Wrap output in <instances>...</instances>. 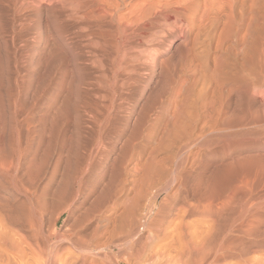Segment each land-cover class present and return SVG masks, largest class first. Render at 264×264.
Returning a JSON list of instances; mask_svg holds the SVG:
<instances>
[{
	"label": "bare ground",
	"instance_id": "bare-ground-1",
	"mask_svg": "<svg viewBox=\"0 0 264 264\" xmlns=\"http://www.w3.org/2000/svg\"><path fill=\"white\" fill-rule=\"evenodd\" d=\"M11 1L19 16L29 11L35 14L26 25L35 34L33 41L40 39L34 47L59 50V46L49 44L55 36L66 49H71L74 42L65 31L66 21H71L87 33L88 42L83 46L89 48L98 63L105 57L113 60V54L119 50L126 51L127 35L141 30L152 31V49L162 46L147 55L149 65L160 70L167 65L160 58L165 40L187 42L182 66L185 72L193 71L194 83L191 87L184 86L188 82L185 78L180 87L193 91L199 86V93L191 102L181 99L178 103L181 108L168 114L169 127L161 131L140 127L125 139L131 151L139 143L135 162L129 169L125 166L128 170L120 162L114 178L101 179L83 212L97 214L95 230L99 237L105 238L99 246L92 247L79 240L75 242L66 237L67 232L56 229L61 215L70 212L69 205L80 191L73 193L71 201L62 207L70 181L64 179L53 191L52 179L63 154L66 162L80 159L77 146L61 143L49 170L50 154L55 148L43 143L44 138L49 139L45 125L37 126L39 134L32 142L29 138L32 132L27 129L32 123L29 118L25 122L26 142L22 143L20 135V116L26 118L33 112L34 116L41 115L39 121L46 123V115L32 110L34 103L29 107L17 106V95L13 93L12 110L6 119L0 92V264H87L91 261L87 262L86 255H94L104 247L110 251L108 255L104 252V258L99 256L103 259L102 262L98 258L100 264H106L107 259L112 264H264V207L257 203L243 206L236 197L243 190L250 201L255 200L257 195L252 191L264 180V175L261 176L264 163L259 157L249 154L243 157L239 152L240 158L238 155L214 166L205 159L214 154L202 153L222 138L211 137L213 132L222 134L235 125L231 116L239 117L236 125L245 123V112L259 99V90L264 86V25L260 28L259 0H245L243 22L238 23L234 0ZM235 24L237 31L233 28ZM229 45L243 51V61L237 65L241 81L238 94L244 103L239 106L236 103L235 113L240 115L228 111L220 100L217 103L209 92L219 90L222 82L219 72L224 64L220 56L230 49ZM65 85V79L57 82L47 104L57 115H63ZM188 106L192 107L190 111ZM56 116L51 118L52 122ZM21 150L29 153L24 163ZM91 189L94 191V186L83 194V201L90 197Z\"/></svg>",
	"mask_w": 264,
	"mask_h": 264
},
{
	"label": "rangeland",
	"instance_id": "rangeland-1",
	"mask_svg": "<svg viewBox=\"0 0 264 264\" xmlns=\"http://www.w3.org/2000/svg\"><path fill=\"white\" fill-rule=\"evenodd\" d=\"M0 1V92L2 93V112L3 114L5 113L4 117H7L12 110L11 97L13 93L17 95V106L21 104L29 107L34 103L35 105L33 106L34 108L32 107V110H38L46 115V123L39 121L41 115L34 116L33 112L27 115L26 118L20 116V135L22 143L26 142L25 135L27 134V129H29L32 132L29 138L31 141H34L37 139V134H39L37 131L40 123L41 125H45V131L49 139L44 138L43 143H48L49 146L55 148L50 154L49 170L54 166L57 156L56 149L61 143H65L70 147L77 146L80 159L75 161L72 158V162H66L65 154H63L64 156L60 160L56 174L52 179L51 189L53 191L63 184L64 179L67 182L70 181L62 207L71 201L73 193L79 190L81 194V196L80 194L75 196L69 205L70 212H64L61 215L56 229H61L63 233L67 232L69 236L66 233V237H70L75 242L79 240L84 245L90 244L89 246L94 247L98 244L99 246V242H103L105 238L99 237V233L95 230L97 214L84 215L83 212L97 192L101 179L114 178L117 174L116 168L120 162H123L124 167L126 166L128 169L133 164V161L135 162V151L139 143L136 142V146L131 151L125 139L130 135L132 130L140 127L155 131H161L166 126L169 127L170 119L167 118L168 114L181 108L178 104L181 102V99H187V102H191L199 93V86H194L197 92L191 89L185 91L189 84L191 87L194 83L193 71L185 72L182 66V64L184 65L186 44L188 43L179 39L169 42V38H167L164 44L165 50L160 56V58H163H161V61H165L167 65L160 70L158 66L152 67L149 65L150 62H148L147 55H151L153 50H161L162 46L152 49V39L154 38L151 35L152 31L148 29L141 30L127 35L126 51L119 50L118 53L113 54V60L106 59L107 57H105L102 63H98L95 62L96 57L94 58L90 53L89 48L83 46L84 43L86 44L85 41L88 42L87 39L89 38L87 37V33H84L85 30L83 28L78 29L76 24L66 21L65 31L68 33L69 39L74 42L73 47L66 49L64 43L59 40L57 41L52 32L54 38H52L49 44L59 46V50L52 47L48 48V46L42 48L44 49L42 50L40 49L41 47L33 46L40 39L35 38L34 40L36 41H33L32 38L35 34L27 27L35 14L29 11V13L19 16L14 11L11 0ZM246 4L245 0L233 1V10L236 14L237 23L243 22L242 13L246 9ZM258 6L259 25L261 28L264 25V0H259ZM53 26L51 24V27ZM233 28L237 31V24ZM123 43L125 44V42ZM41 45L42 43L39 46ZM229 46L230 49L220 56L221 61L224 62L223 67H221L223 69L219 72L223 83H220L219 90L213 89V92L212 90H209V92L216 98L217 103L220 100V103L226 106L228 111L230 110L234 114H239L238 112L235 113V110L238 108L236 107V103L237 106L243 105V97L238 94L241 88V81L240 70L237 68V65L243 61V51L240 52L238 47L234 49V45ZM234 52H237V54ZM185 74L188 75L186 76ZM185 78L190 83L185 82L184 86L186 87H180L181 80ZM61 79H63V82L65 79L66 88L62 97L64 102L63 115H57L58 112L53 111L52 107L48 108L49 105L47 104L53 97L52 94L55 91L57 82ZM210 89L212 88L210 87ZM259 92L261 94L259 93L258 101H255L252 106L253 108L251 107L252 110L250 108L249 112L244 113V124L241 126L236 125L239 117L231 116V122L235 125L230 127L229 130L222 131L226 135L224 134L223 136V133L221 134L220 132H213L214 134L217 133L216 135L211 134L213 138H222L217 145L206 147L202 153L205 154L210 151L211 154H214L209 158H205L209 159L210 163L214 166L233 159L238 155L239 158L241 155H244L243 157L249 155L256 156L264 163V86L260 88ZM191 94L196 95L192 96ZM35 96H37V100H34ZM188 107L187 109L190 111L192 107ZM54 116L56 117L52 122L51 118ZM29 118H32V126L30 124L27 127L25 122ZM33 126L35 127L33 128ZM227 133L229 136H227ZM238 133L242 135L236 136ZM233 134L234 136H232ZM223 140L227 141L224 142ZM3 142L7 144L5 139H3ZM90 150L92 151L91 154L89 153ZM27 155L29 153L24 150L20 151L21 161L24 159L23 163L26 161L25 156ZM86 163L87 165H85ZM22 170L21 172L24 173V170ZM66 174L71 175V178H68ZM263 175L264 173L261 176L263 177ZM123 177H126V174ZM41 179L42 177L38 180L39 185H41ZM73 179H75L74 183L72 182ZM263 181L258 186L259 189L258 187L252 188L254 190L252 193L255 194L254 192H256L255 195L257 197L259 195L260 197H255V200L250 201L245 193H243L244 191L239 190L236 196L239 198L238 203L241 202L240 204H243V206L245 204L250 206L257 203L256 205L264 207ZM93 186L94 191L91 189L90 197L83 201V194ZM258 202H261L259 203L260 205ZM60 209L55 211V214ZM138 244L141 245L140 242ZM100 247H104V245ZM107 251H110V248L106 249L104 247L102 251L97 249L94 255H86L87 262L91 261L87 264H100L99 262H103V259L99 258V256H103L104 258L106 253L107 255L109 254ZM95 255L96 257H94ZM107 261L109 260L107 259ZM108 264H112V262L109 261Z\"/></svg>",
	"mask_w": 264,
	"mask_h": 264
}]
</instances>
